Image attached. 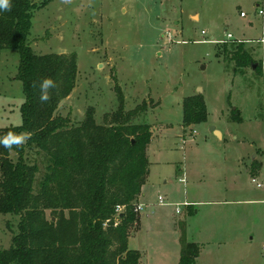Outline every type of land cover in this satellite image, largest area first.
I'll return each mask as SVG.
<instances>
[{
	"label": "rangeland",
	"instance_id": "rangeland-1",
	"mask_svg": "<svg viewBox=\"0 0 264 264\" xmlns=\"http://www.w3.org/2000/svg\"><path fill=\"white\" fill-rule=\"evenodd\" d=\"M31 1L38 5L43 0ZM261 39L264 0H48L33 9L27 35L32 50L76 56L75 86L59 103L57 114L79 124L90 112L101 124L105 114L117 109L115 84L123 90L126 110L147 107L135 121L151 126L148 154L156 161V183L147 190L150 206L140 208L141 230L128 243L140 252L142 264H178L181 248L189 241L200 245L197 264H264V203L256 200L264 197V190L255 188L237 162L243 155L249 164L256 154L254 160L261 164L253 165L251 172L263 180ZM223 40H243L261 62L263 75L257 77L249 68L234 75L232 64L215 54ZM18 62L17 50L0 49V127L21 122L24 94L16 78ZM195 93L204 96L207 118L184 127L182 100ZM234 109L240 111L241 121H231ZM211 126L236 139H216ZM183 174L185 185L179 180ZM238 175L248 194L258 192L249 198L256 201L182 205L202 199L207 186L232 179L238 183ZM214 207L243 210L240 227L230 224L236 217L218 214L210 209ZM17 221V215L0 213V248L10 245Z\"/></svg>",
	"mask_w": 264,
	"mask_h": 264
},
{
	"label": "trees",
	"instance_id": "trees-1",
	"mask_svg": "<svg viewBox=\"0 0 264 264\" xmlns=\"http://www.w3.org/2000/svg\"><path fill=\"white\" fill-rule=\"evenodd\" d=\"M47 3L11 0L10 10L0 11V49L17 50L16 78L24 94L20 124L0 127V137L30 135L19 147L0 146V213L18 216L10 245L0 248V264H141L140 252L127 243L138 223L134 208L150 165L151 126L135 121L147 107L126 110L123 90L115 84L117 109L101 124L90 112L79 124L56 113L75 86L77 64L74 53L37 54L27 43L32 11ZM215 54L232 64L234 75L254 62L253 73L263 75L243 40H223ZM49 77L55 87L41 102L39 85ZM181 106L184 127L206 120L203 94L185 96ZM230 119L241 121L240 111L232 110ZM199 253L197 242H185L178 264H197Z\"/></svg>",
	"mask_w": 264,
	"mask_h": 264
},
{
	"label": "crops",
	"instance_id": "crops-1",
	"mask_svg": "<svg viewBox=\"0 0 264 264\" xmlns=\"http://www.w3.org/2000/svg\"><path fill=\"white\" fill-rule=\"evenodd\" d=\"M216 130H218V129H216ZM218 131L220 133V136L219 137H217L216 135H214V133L211 131L212 134L215 136V138L218 139V140L221 139L222 141L223 140L224 141H229V140H235L236 139V137L233 136V135H231V133H229L228 131H226V133H223L221 130H218ZM152 138H153V136L151 137L150 141L152 140ZM148 148H149V145L147 147V158H149V162H150L149 171H148V177H147L146 182L141 187L140 194H139L138 199H137V204H140L141 207H143V206H150V203L148 201H145V199L147 197V194H148L147 190L149 188L153 187L155 185V183H156V175H154V174L152 175V166H153L154 163H156V161H152L151 160V158H150V156L148 154L149 153ZM252 155H253L252 156V160H251V162L249 164H247V162L245 161V156H243V155L240 156L239 155L240 157H237V162H239L242 165H244V167H243V173H246V177L250 181H251V178L252 177H255L256 176V175L254 176V174H252L251 168L253 166V162L255 161L254 159H255V157H257V155L256 154H252ZM182 169L184 170V167H182ZM182 177L185 178V174H183ZM236 177H237L238 183L234 179H232L231 180L232 182H229L228 184L223 183L222 185L207 186L203 190V191H205V195L203 197L205 199H203V198L202 199H190L188 201H184L188 205H183V204L182 205L183 206H186V207L193 206L194 204H201V205L209 204V205H212V206H221L222 204L231 205L232 203H239V201L254 202L256 200L257 201L259 200L260 202H263L264 203V197L262 199H256V200H251L250 199L249 200V198H251V197L254 198L256 196V194H258V192H256V193H253L252 192V193H249L248 194L247 193L248 191L245 188V185L243 184L244 181L241 182L239 180L240 179L239 175L236 176ZM215 182L220 183V181L218 180V178L215 179ZM181 183H183L185 185L186 184V179H185V182H181ZM255 188H257V187H255ZM159 195L160 194L157 195V198H158ZM174 208H175V206H174ZM190 208L192 209V211L194 213L195 212L196 213L198 212V209L192 208V207H190ZM214 208H210V209L211 210L218 211L219 212L218 214H220V212H225L226 215L229 214L232 217H236L234 219L236 222L235 223L234 222L233 223L231 222L230 224H231L232 227H235V228L240 227L239 220L241 219L242 214L244 213L243 210H241L240 208L238 210V209L233 208V207H231V208H229V207H227V208L226 207H222V208L214 207ZM140 210L138 211L139 212L138 223H137L136 227L134 228L136 231H131L130 236L128 238V243H129L130 239L133 237L132 235L136 234L137 232H139L141 230V227L142 226L140 224ZM151 215L152 214H149V213L146 214L147 217H149ZM230 230L232 231L233 228H231ZM141 264H142V261H141Z\"/></svg>",
	"mask_w": 264,
	"mask_h": 264
},
{
	"label": "clouds",
	"instance_id": "clouds-1",
	"mask_svg": "<svg viewBox=\"0 0 264 264\" xmlns=\"http://www.w3.org/2000/svg\"><path fill=\"white\" fill-rule=\"evenodd\" d=\"M11 8V0H0V11H8ZM55 87V82L52 78H44L39 85L41 102H47L50 99L49 89ZM30 139L28 134H15L9 132L6 136L0 137V146L6 149H12L13 146L19 147Z\"/></svg>",
	"mask_w": 264,
	"mask_h": 264
},
{
	"label": "built area",
	"instance_id": "built-area-1",
	"mask_svg": "<svg viewBox=\"0 0 264 264\" xmlns=\"http://www.w3.org/2000/svg\"><path fill=\"white\" fill-rule=\"evenodd\" d=\"M240 15L242 16L243 13L241 12ZM226 37L228 39H231L232 38L229 33L226 34ZM260 41L264 43V39H261ZM180 181L181 182H185V178L184 177L180 178ZM251 182L255 185V187L264 190V178H263V180H259L258 177L255 176V177H252L251 178ZM158 201H159V203H163L164 199H163V197L161 195L158 196ZM183 205H188V204L186 202H184ZM140 207H141V205L140 204H137L135 206L134 210L135 211H139L140 210ZM120 209H121V206L120 207L119 206L116 207L117 212H120ZM174 209H175L176 212H179L180 211V209L178 208V205H175V208Z\"/></svg>",
	"mask_w": 264,
	"mask_h": 264
},
{
	"label": "water",
	"instance_id": "water-1",
	"mask_svg": "<svg viewBox=\"0 0 264 264\" xmlns=\"http://www.w3.org/2000/svg\"><path fill=\"white\" fill-rule=\"evenodd\" d=\"M256 65H257V63L254 62V63L251 65V68H250V69L253 71V69L255 68ZM199 90H200V89H199ZM199 92H200V91H199ZM210 131H212V132L214 133V135H216L217 137L220 136L219 131L216 130L214 126H211V127H210ZM132 142H134V141H132Z\"/></svg>",
	"mask_w": 264,
	"mask_h": 264
}]
</instances>
